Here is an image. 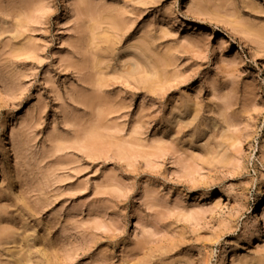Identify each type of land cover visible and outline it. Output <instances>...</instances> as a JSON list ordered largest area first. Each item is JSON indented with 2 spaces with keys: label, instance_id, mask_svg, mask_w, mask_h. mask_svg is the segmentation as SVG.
Masks as SVG:
<instances>
[{
  "label": "rangeland",
  "instance_id": "1",
  "mask_svg": "<svg viewBox=\"0 0 264 264\" xmlns=\"http://www.w3.org/2000/svg\"><path fill=\"white\" fill-rule=\"evenodd\" d=\"M70 2L0 0V264H264V0Z\"/></svg>",
  "mask_w": 264,
  "mask_h": 264
},
{
  "label": "bare ground",
  "instance_id": "2",
  "mask_svg": "<svg viewBox=\"0 0 264 264\" xmlns=\"http://www.w3.org/2000/svg\"><path fill=\"white\" fill-rule=\"evenodd\" d=\"M71 7V2L70 0H66V4H65V14H64V17H66L65 15L67 14V12L69 11ZM63 17V18H64ZM5 148V150H8L7 148V145L3 146ZM262 231V229H260V232ZM259 232V233H260ZM260 236V234H257L255 237L258 238ZM237 246V242L235 243ZM229 259V250H225L220 256H219V259H218V263L219 264H226L227 260Z\"/></svg>",
  "mask_w": 264,
  "mask_h": 264
}]
</instances>
